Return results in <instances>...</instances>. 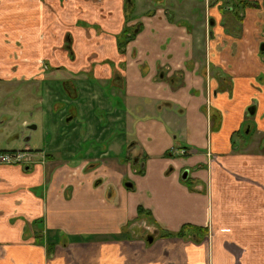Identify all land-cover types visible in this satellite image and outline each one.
I'll return each mask as SVG.
<instances>
[{"label":"crops","instance_id":"0c3cea01","mask_svg":"<svg viewBox=\"0 0 264 264\" xmlns=\"http://www.w3.org/2000/svg\"><path fill=\"white\" fill-rule=\"evenodd\" d=\"M163 1L181 4L136 0L127 26L141 27L125 52L124 0L0 4V113L22 94L19 81L47 103L42 83L58 72L71 79L70 97L86 100L74 107L85 127L53 116L47 151L0 163V264H264V7L248 8L236 34L221 1L202 19L199 3L183 0L185 20ZM98 83L111 90L98 94ZM31 108L23 102L6 119ZM26 137L22 149L34 151ZM184 224L209 234L163 233Z\"/></svg>","mask_w":264,"mask_h":264},{"label":"rangeland","instance_id":"374dc122","mask_svg":"<svg viewBox=\"0 0 264 264\" xmlns=\"http://www.w3.org/2000/svg\"><path fill=\"white\" fill-rule=\"evenodd\" d=\"M199 3V6L195 9L194 13L198 16H202V12L205 11V6L201 5V0H196ZM204 1V0H203ZM3 2V0H0V4ZM15 3L10 2L9 0H4V3H10V4H15V5H21L23 0H14ZM166 6L171 5V3H168L166 1L164 3ZM205 5V4H204ZM178 7L181 8L178 4ZM11 9V7H8ZM234 13H225V18L224 22L226 26H229L231 24V15ZM178 14H175V17H177ZM45 69H47V65L44 63L43 65ZM90 78V76H88ZM68 80H71L68 77H62L61 73H57V75H51L46 80L42 83V93L45 90V86L47 85V90H46V97H47V103L45 104H37L38 97H31L29 94L23 93V88L25 86L24 81H19L20 82V90L22 92L21 95L15 96L11 95L9 98L6 99L7 103H10L6 110H3L0 114V153L2 152H8L12 150H24L22 149L23 146L25 145V141L27 140L26 136L31 135L33 133V137L31 140V146L33 147L34 151L33 153L36 154L37 152L40 153L41 151H47V142H51L54 139L53 134L51 133L52 128L57 125L54 123L55 121L53 120V116H58L62 113L63 119H65V122L68 120L70 121H75L78 123V125L86 126V120L78 117L76 110H74L75 106H78L79 104L82 105L86 100L81 101L80 103L78 102L79 100H82L83 98H79L78 100L75 97H70V92L65 89V85L69 84L67 82ZM73 82V80H72ZM76 86L75 92L82 93L84 95V91L82 90V83L79 81H74L73 82ZM90 84H96L95 80L91 77L89 80ZM36 85V84H34ZM49 86V87H48ZM95 86V85H94ZM99 87V93H102L104 91L111 90V84L108 85H101L98 83ZM106 91V92H107ZM44 93V94H45ZM97 93V92H96ZM95 93V94H96ZM28 101L31 105V110H20L18 113L11 115V118H7L8 115L11 113V110L17 111L19 109L20 105L23 102ZM97 101V100H96ZM95 101V102H96ZM110 104H114L113 99H110ZM97 103V102H96ZM2 105V104H1ZM0 105V106H1ZM4 105V104H3ZM80 112V109H79ZM13 114V113H12ZM93 114H96L99 118L100 121H102V124L105 121V110L103 109L102 105L97 106L96 111L93 112ZM72 118V119H70ZM26 121V124H23V121ZM35 125L36 128L30 129L29 126ZM38 127V128H37ZM83 127V129H84ZM33 130V131H31ZM10 133L6 138V134ZM50 133V134H48ZM46 137V138H45ZM88 146H93L92 145V140L84 141L81 143V150L84 148H87ZM102 148H105L106 144H101L100 145ZM15 148V149H14ZM99 148V147H98ZM56 156L60 155V153H56ZM137 157V155L134 156V158Z\"/></svg>","mask_w":264,"mask_h":264},{"label":"flooded vegetation","instance_id":"af4514ba","mask_svg":"<svg viewBox=\"0 0 264 264\" xmlns=\"http://www.w3.org/2000/svg\"><path fill=\"white\" fill-rule=\"evenodd\" d=\"M181 2V4H179L180 6H182L181 8L176 7V4H173L171 1H168V3H171V5H168V8H166V11L168 13V15L172 18V19H182V20H185L184 19V14L190 18L192 15L190 13H192L191 11L189 12V9L188 7L186 6H183V0H179ZM216 0H204V4H205V11H206V7L208 8L212 2H214ZM217 1H221L222 3V10H223V20H222V23L223 25L225 26V29L226 31H232L233 28H235L234 30V33L236 34H239L241 31H242V24L244 22V19H245V16H246V10L248 8H257V7H264V0H217ZM238 2H240L238 5H235L237 4ZM164 3V1L162 2ZM135 5H136V0H135V4H134V10H129V12H125V19H126V16L129 14V17H130V21L131 20H134L136 15H135ZM153 5H157L156 1L153 3ZM173 6V7H172ZM170 7V8H169ZM182 9V10H180ZM196 9V8H195ZM194 9V10H195ZM125 11V10H124ZM205 11L202 12V14H204L202 17H199V18H202L204 19L205 17ZM233 12L234 14L231 15V24L229 26H226L225 25V22H224V18H225V13H231ZM153 13V11L151 12ZM150 13V14H151ZM178 14L177 17H175V14ZM140 17V16H139ZM137 17V18H139ZM211 20H213L212 18L210 17H206V25H207V31L209 30L210 28V25H211ZM188 22H190L188 20ZM238 24V25H237ZM134 27V30L136 31V33L139 32L140 30V27H141V22H137L136 24L132 25ZM136 36V35H135ZM135 38V37H134ZM133 38V39H134ZM132 39V40H133ZM130 40V41H132ZM129 44V43H128ZM127 44V45H128ZM72 47V45H65V48L66 47ZM260 50L261 51H264V41L261 42V45H260ZM41 63L44 65V62L41 61ZM229 76V75H228ZM210 83L207 84V102H206V105H207V109L208 111H210V106H211V101H210V98L211 96H213L214 92L213 90L211 91L210 90V86H209ZM247 120L250 119L248 125L250 123H252L253 125V115L255 114V106L254 105H251L248 109H247ZM70 121V120H68ZM33 126V125H31ZM246 133L250 134V129L247 128L245 130ZM250 132V133H249ZM181 149H186V148H181ZM180 150V149H179ZM179 150H177V152L179 153ZM187 150V149H186ZM188 153V151H187ZM180 154V153H179ZM181 155V154H180ZM187 155V154H186ZM184 156V155H182ZM185 174V173H184Z\"/></svg>","mask_w":264,"mask_h":264},{"label":"trees","instance_id":"16d2710c","mask_svg":"<svg viewBox=\"0 0 264 264\" xmlns=\"http://www.w3.org/2000/svg\"><path fill=\"white\" fill-rule=\"evenodd\" d=\"M238 2L235 5H238ZM135 0H124V10L129 12V10H134ZM130 21L129 14L126 16L125 25L121 33L118 35V45L121 52H125L127 44L132 40L137 34L133 26H127V23ZM128 161H131L130 157ZM140 173L143 172V169L139 170ZM139 216L143 215L146 211L145 208L139 207ZM165 235L169 236H179L183 238L193 239L195 241L202 240L206 235L209 234V230L206 227L196 226L194 224H184L181 229L177 232L164 231ZM162 234V235H164Z\"/></svg>","mask_w":264,"mask_h":264},{"label":"built area","instance_id":"2783aa9c","mask_svg":"<svg viewBox=\"0 0 264 264\" xmlns=\"http://www.w3.org/2000/svg\"><path fill=\"white\" fill-rule=\"evenodd\" d=\"M179 153L181 155H186V149H180ZM35 154L30 150H12L8 152H2L0 154V163L9 164H26L34 162L33 156Z\"/></svg>","mask_w":264,"mask_h":264},{"label":"water","instance_id":"95a60500","mask_svg":"<svg viewBox=\"0 0 264 264\" xmlns=\"http://www.w3.org/2000/svg\"><path fill=\"white\" fill-rule=\"evenodd\" d=\"M70 119H72V118H70ZM30 128H36V126L33 125V126H30ZM134 161H136V159ZM183 177L186 178L187 177V174H184ZM150 240H152V238H150Z\"/></svg>","mask_w":264,"mask_h":264}]
</instances>
